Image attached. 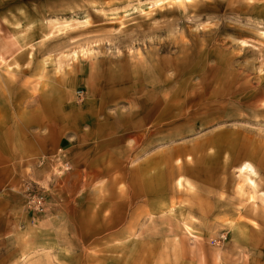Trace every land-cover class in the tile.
I'll return each mask as SVG.
<instances>
[{"label": "rangeland", "instance_id": "374dc122", "mask_svg": "<svg viewBox=\"0 0 264 264\" xmlns=\"http://www.w3.org/2000/svg\"><path fill=\"white\" fill-rule=\"evenodd\" d=\"M0 264H264V0H0Z\"/></svg>", "mask_w": 264, "mask_h": 264}, {"label": "crops", "instance_id": "0c3cea01", "mask_svg": "<svg viewBox=\"0 0 264 264\" xmlns=\"http://www.w3.org/2000/svg\"><path fill=\"white\" fill-rule=\"evenodd\" d=\"M97 128V127H96ZM45 129H46V127H45ZM50 132H51V129H50ZM96 134H99V130H94V132H93V135H96ZM92 137V135H90V137H88V139L89 138H91ZM56 153V152H55ZM120 177V178H119ZM119 179H121V175H113L112 176V180L111 181H113V182H116V181H118Z\"/></svg>", "mask_w": 264, "mask_h": 264}, {"label": "bare ground", "instance_id": "6f19581e", "mask_svg": "<svg viewBox=\"0 0 264 264\" xmlns=\"http://www.w3.org/2000/svg\"><path fill=\"white\" fill-rule=\"evenodd\" d=\"M248 168H249L250 170H252V167H251L250 165L243 166V167H241L242 170H240L241 173H242V175L245 176V178H246L245 171H248ZM243 170H244V171H243ZM248 173H249V172H248ZM246 180H247V179H246ZM248 181H249V180H248ZM250 184H252V183H250Z\"/></svg>", "mask_w": 264, "mask_h": 264}]
</instances>
